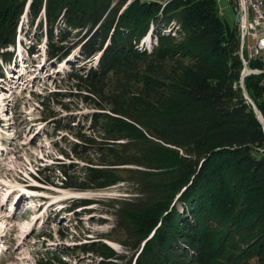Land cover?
<instances>
[{"label":"trees","instance_id":"trees-1","mask_svg":"<svg viewBox=\"0 0 264 264\" xmlns=\"http://www.w3.org/2000/svg\"><path fill=\"white\" fill-rule=\"evenodd\" d=\"M218 11L215 0H0V76L28 19L57 62L73 34L82 60L95 58L69 72L94 109L84 119L93 135L71 145L87 165L82 176L59 168L70 189L135 185L117 205L124 241L114 237L136 250L125 264H264V126L247 98L264 117V75H241L237 26ZM83 251L121 264L102 241ZM45 253L39 264H65Z\"/></svg>","mask_w":264,"mask_h":264},{"label":"rangeland","instance_id":"rangeland-1","mask_svg":"<svg viewBox=\"0 0 264 264\" xmlns=\"http://www.w3.org/2000/svg\"><path fill=\"white\" fill-rule=\"evenodd\" d=\"M215 3L220 17L231 28L235 27L237 12L233 1L215 0ZM21 20H27L26 15ZM28 21L16 35L23 50L16 58V70L0 79V264H39L40 260L50 259L45 251L59 254L65 264H95L98 258L83 248L99 241L121 255L118 260L121 262H113L128 263L132 257L114 234L124 241L118 229L117 205L120 198H129L136 192L135 185L124 178L126 181H118L106 189L77 191L64 188L59 168L75 167L71 175L82 176L87 165L77 157L80 154L72 151L71 145L81 143L79 133L93 135L84 119L94 109L83 98L87 92L79 89L69 72L73 68L83 72L94 64L95 58L90 62L82 60L76 47L77 35L73 34L68 41L72 52L57 62L45 52L46 36L41 33L37 23L40 21L35 19L31 28ZM152 39L149 44L141 40L146 50L155 44ZM141 43L138 46L143 50ZM25 44L35 47L32 53L25 50ZM18 72L20 79L12 81L17 78L12 74ZM253 108L264 126V117L256 106ZM69 119L74 123L66 126ZM89 159H94L93 154ZM28 185L34 189L26 192L24 188ZM113 198L118 202H112ZM84 200L92 204L85 206ZM175 206L181 211L179 201ZM27 227V235L16 234L19 228L23 232ZM114 229L118 231L113 233ZM106 235L110 241L103 239ZM52 263L59 264L56 260ZM257 263L255 257L242 262Z\"/></svg>","mask_w":264,"mask_h":264},{"label":"built area","instance_id":"built-area-1","mask_svg":"<svg viewBox=\"0 0 264 264\" xmlns=\"http://www.w3.org/2000/svg\"><path fill=\"white\" fill-rule=\"evenodd\" d=\"M234 6L239 17L237 34L246 54L245 79L264 75V0H234ZM253 62L260 64L252 65ZM247 98L255 107L248 95Z\"/></svg>","mask_w":264,"mask_h":264},{"label":"water","instance_id":"water-1","mask_svg":"<svg viewBox=\"0 0 264 264\" xmlns=\"http://www.w3.org/2000/svg\"><path fill=\"white\" fill-rule=\"evenodd\" d=\"M239 23V17L236 16V20H235V24L237 25ZM258 119L260 120V117L257 115ZM262 123V122H261ZM104 239V238H103ZM105 240H109L110 241V238H105ZM104 242V241H103ZM105 243V242H104ZM121 245H123L125 247V249L127 251H129V254L131 255V257H133L132 255L134 254V252L136 251L135 250V244L133 242V240L131 241V243L129 244V246H126L124 244H122L121 242H119ZM141 247V246H140ZM112 249V247H111ZM113 253L109 256V257H113V258H107L108 260L107 261H118L116 259L118 258H121L120 254H118L116 251H114V249H112ZM102 257H99L98 260H101Z\"/></svg>","mask_w":264,"mask_h":264},{"label":"bare ground","instance_id":"bare-ground-1","mask_svg":"<svg viewBox=\"0 0 264 264\" xmlns=\"http://www.w3.org/2000/svg\"><path fill=\"white\" fill-rule=\"evenodd\" d=\"M239 41H240V54H241V59H242V63L245 66L246 65V54L244 53V46H243V42L241 40V37L239 36ZM245 72V70L241 73V75H243Z\"/></svg>","mask_w":264,"mask_h":264}]
</instances>
